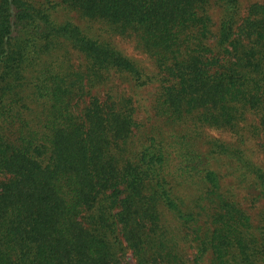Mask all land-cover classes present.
<instances>
[{"label":"trees","instance_id":"trees-1","mask_svg":"<svg viewBox=\"0 0 264 264\" xmlns=\"http://www.w3.org/2000/svg\"><path fill=\"white\" fill-rule=\"evenodd\" d=\"M243 3L0 0V264H264V1Z\"/></svg>","mask_w":264,"mask_h":264},{"label":"rangeland","instance_id":"rangeland-1","mask_svg":"<svg viewBox=\"0 0 264 264\" xmlns=\"http://www.w3.org/2000/svg\"><path fill=\"white\" fill-rule=\"evenodd\" d=\"M244 1V5L245 6H248L252 1H264V0H243ZM75 15V16H74ZM60 18L61 19H63V18H65V17H67V12H65L64 11V13H61L60 15ZM71 18H73V19H75L76 21L78 20V16H77V14H75L74 12H72L71 13ZM119 43H120V45L125 49V51H126V53H128L130 56H132V57H134L135 59H137V60H139L140 62H142L143 64H144V66L146 67V68H149V69H151L152 68V63H151V61H150V59L147 57V56H145L144 54H141V53H139V52H137V51H135L134 50V48L132 47V45L130 44V43H126V42H123V41H118ZM153 87L152 88H148V89H146L144 92L146 93V95L144 96L145 98H148V99H150L151 100V97H152V95H150V94H152V92H153ZM142 93V92H141ZM148 94V95H147ZM150 101H146V103H149ZM143 112L144 111H141L140 112V114H141V116L143 115ZM162 125H163V123H161ZM210 133L213 135V136H215V137H223V138H225L226 136V134L224 133V132H222V131H210ZM250 147H251V149H254L255 150V152H256V157H255V159H257V157H259V152L257 151V146H256V143L255 142H252L251 144H250ZM260 210V208L259 209H256V211H259ZM129 258H131V255H129Z\"/></svg>","mask_w":264,"mask_h":264}]
</instances>
